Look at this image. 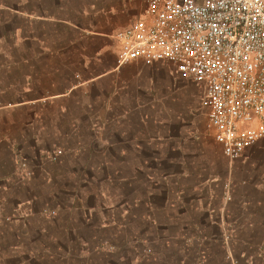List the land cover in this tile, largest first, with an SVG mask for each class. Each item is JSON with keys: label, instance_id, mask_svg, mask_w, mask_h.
<instances>
[{"label": "rangeland", "instance_id": "rangeland-1", "mask_svg": "<svg viewBox=\"0 0 264 264\" xmlns=\"http://www.w3.org/2000/svg\"><path fill=\"white\" fill-rule=\"evenodd\" d=\"M123 84L0 109V264H264V141L226 159L204 131L200 89L170 65ZM14 232L31 235L21 256ZM38 232L51 233L49 254ZM127 232H146L149 252Z\"/></svg>", "mask_w": 264, "mask_h": 264}, {"label": "built area", "instance_id": "built-area-1", "mask_svg": "<svg viewBox=\"0 0 264 264\" xmlns=\"http://www.w3.org/2000/svg\"><path fill=\"white\" fill-rule=\"evenodd\" d=\"M139 1L114 35L117 65L163 63L195 84L204 131L226 159L264 141V0Z\"/></svg>", "mask_w": 264, "mask_h": 264}, {"label": "crops", "instance_id": "crops-1", "mask_svg": "<svg viewBox=\"0 0 264 264\" xmlns=\"http://www.w3.org/2000/svg\"><path fill=\"white\" fill-rule=\"evenodd\" d=\"M140 9L139 0H0V109L28 107L37 101L35 94L43 103H52L50 100L79 92L85 86H105L100 92L108 93L112 86L122 88L124 78L145 65L118 66L114 35L132 22ZM93 103L98 105L97 101ZM92 105L90 102V108ZM105 106L109 107V101ZM127 151L123 148L121 155ZM21 168L30 176L22 164ZM130 202L128 205L136 206ZM140 205L138 200L137 207ZM24 215L29 218V213ZM123 218L122 227L126 228L131 218L128 208ZM143 219L139 216V221ZM64 220L68 221L65 230L74 231L72 217ZM64 227L65 224L61 228ZM38 233L34 236L42 238L35 245L49 254L46 242L51 233ZM145 235L146 232H127L128 245L136 243L141 251L149 252L145 244L150 242ZM30 237V232H14L11 251L21 256ZM186 242L188 245L190 239ZM21 261L12 264H25Z\"/></svg>", "mask_w": 264, "mask_h": 264}]
</instances>
